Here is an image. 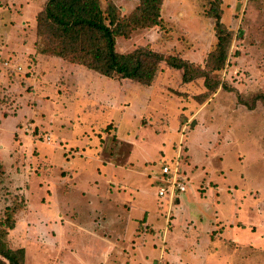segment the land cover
<instances>
[{
	"label": "rangeland",
	"instance_id": "374dc122",
	"mask_svg": "<svg viewBox=\"0 0 264 264\" xmlns=\"http://www.w3.org/2000/svg\"><path fill=\"white\" fill-rule=\"evenodd\" d=\"M109 1L123 16L135 3L100 0L102 6ZM44 2L0 0V231L6 229L1 241L23 248L24 264H109L116 253L92 230L102 216L122 211L97 208V221L95 189L116 191L110 198L117 202L128 187L133 215L166 210L155 195V177L159 162L181 142L184 174L189 180L193 171L201 176L198 191L213 184L212 177L218 185L213 198L206 196L214 206L209 216L228 241L223 245L214 236L209 242L219 258L214 264H264V0H221L220 19L231 38L216 71L206 66L216 44L210 0H163L157 25L116 37L120 53L145 47L187 60L194 73L204 71L209 86L216 84L213 89L203 76L184 83L182 70L164 61L143 85L38 53L35 13ZM11 115L14 123L3 119ZM189 185L181 194L191 197L195 187ZM64 206L67 213L59 209ZM8 207L18 209L11 229L2 224ZM150 225L143 229L145 242L154 239L149 252L144 249L149 256L159 241L165 243ZM118 226L112 229L122 230ZM185 254L188 261L189 250ZM149 256L143 262L136 253L129 263L148 264ZM153 264L171 263L164 258Z\"/></svg>",
	"mask_w": 264,
	"mask_h": 264
},
{
	"label": "trees",
	"instance_id": "16d2710c",
	"mask_svg": "<svg viewBox=\"0 0 264 264\" xmlns=\"http://www.w3.org/2000/svg\"><path fill=\"white\" fill-rule=\"evenodd\" d=\"M210 1V16L215 19L216 44L215 49L209 53L206 66L210 71H216L224 65L231 33L220 19L221 0ZM109 2L102 6L100 0H45L35 17L38 53L83 65L106 77L119 76L143 85L153 81L159 63L164 61L170 67L182 70L184 83L203 76L206 88L216 87V84L214 87L209 86L200 68L194 73L193 65L185 59L172 55L164 57L145 47L127 53L115 49L116 37L127 36L131 31L144 30L158 24L163 0H135L127 16L121 15V9L114 2ZM185 153L186 148L182 144L181 166L184 164L183 158L187 160ZM1 174H4V170L0 165ZM5 212L2 224L11 229L14 227L17 209L8 207ZM5 233L6 229L0 231L2 236ZM24 263V249L6 246L0 236V264Z\"/></svg>",
	"mask_w": 264,
	"mask_h": 264
},
{
	"label": "crops",
	"instance_id": "0c3cea01",
	"mask_svg": "<svg viewBox=\"0 0 264 264\" xmlns=\"http://www.w3.org/2000/svg\"><path fill=\"white\" fill-rule=\"evenodd\" d=\"M37 2L39 3V0H37ZM24 5L26 4L24 3ZM40 9L41 7H39L37 11H39ZM3 119L10 120L12 123L15 122L14 115L8 116ZM6 124L12 128L11 123L10 125L8 123ZM16 125L17 124H15V127L13 128L17 131L19 128L18 127L16 128ZM173 155H174V152L171 153L169 156H166L165 159H168L172 157ZM108 164H112V163H108ZM0 165L2 169L4 170L3 164L1 162H0ZM114 166L117 167L120 171H122V169L126 171V168L122 166H119V165H114ZM194 173L195 172L193 171V174ZM193 174H192L193 180L191 179V177L189 180L190 184L191 182L194 183L193 186L195 187L194 189H191L189 193V196L191 197L187 196L188 193L185 195L178 194L176 198H174L173 201H171L169 197H163V200L165 201V204H166V210L160 211V209H158L156 211V214L151 215V216H148L146 211H140L139 215L131 214V211L132 209H134V206L132 203L127 204L128 201H127L125 189L129 192L130 189L128 187L124 189V192H122L123 193L121 194L122 198L121 199L117 198L118 200L117 202H115L114 200H112V198H110V195H112V193L116 191L110 190L107 187H105L104 191H98L97 189H95V192H94L95 201L93 202H94V206H96V210H94V214L97 216L96 217L97 221L99 220V215H98L99 211L97 210V208H101L104 206L108 207L109 209H115L114 212H117L116 210L120 209V211L124 212V215H125L124 217L122 212H120V214L116 213L114 215L116 219L114 217L108 219L106 215L102 216V220L100 222H97L96 226L92 230L93 231L92 233L99 240L104 241L107 245H111L110 248L113 250V252L116 253L114 257H109L110 259H112L109 264H112L113 263L112 261L114 262L116 261V264L119 262L120 264H122V261L127 264H135L134 262L129 263V261L134 259V255L136 253L140 254L141 257H143V262H145L144 260L147 259V257L149 256V253H146L144 249H146V247L149 244H153L154 239L148 240L147 242H145L144 239L146 238V235H145V231L143 232V229H146V226H149L150 224H152L150 226L159 229L158 234L161 232L160 236L161 235L163 236V240L165 243H164V246H162L161 245L162 243H160L161 241H159L158 249H155V252L153 253L150 252L151 255L149 256L150 261H148V264H153V262L155 261L157 262L159 260L161 262L164 258H166L171 264H206V263L214 264V263H218L219 258H215L214 256H212V253H211L212 250L210 249L211 244L209 242H212V240L214 239V236L216 237L219 236L218 238L222 240V242L220 243L223 245H226L225 242H227L228 239H226L225 237L223 239L221 237L220 235L221 226L216 222V220H214L213 218L209 216L210 212H212L213 204H212V201L209 202L206 199V196L210 198H213L215 196L218 185L217 183H214L215 182L213 180L214 177H212V180L210 179V181H212L213 184H210L211 182L207 183V186L206 185L202 186L199 192L197 189L199 185L198 178H200L201 176L193 175ZM190 187H192V185L188 186L187 184L188 192H189ZM117 192H120V191L117 190ZM59 209L63 213H67V211H65L66 206H64L63 209L61 208ZM184 215H186V217H183ZM75 220L77 221L76 218ZM169 220H171L172 222L168 228L166 224H168ZM93 221H95V219ZM106 221L108 224H110L109 234H108V229H107V232H104L105 229L107 228L105 225ZM102 222H104V224ZM175 223L176 224L179 223L178 226L180 227V230L177 231L174 229ZM237 224L240 225L241 221L238 220ZM114 225H120L118 226V228H121L122 226V230L120 229L118 231V230L112 229ZM192 229L197 230V234L194 233ZM170 238L173 239L175 242L173 245L171 244V241L167 243V241ZM177 240L182 241V242L180 243V245L178 244L179 247H174ZM232 241L233 240L231 239V242ZM185 242L187 243V245H181L182 243H185ZM65 243H67L66 239H65ZM160 245L162 249L159 247ZM180 246H184V247L181 248ZM63 247H65L64 242H63ZM164 247L168 248L167 253H165L166 251L164 252ZM186 249L187 251L189 250L190 255H191L188 261H185L186 258L184 257L186 255L185 254ZM113 252L111 251V254H114ZM183 253H184V256H183ZM119 255L120 257L122 256L124 258L120 260ZM159 257H162L163 259H158ZM223 261H224L223 263H227V260L223 259Z\"/></svg>",
	"mask_w": 264,
	"mask_h": 264
},
{
	"label": "built area",
	"instance_id": "2783aa9c",
	"mask_svg": "<svg viewBox=\"0 0 264 264\" xmlns=\"http://www.w3.org/2000/svg\"><path fill=\"white\" fill-rule=\"evenodd\" d=\"M3 63L6 64V61ZM181 156L180 142L172 157L159 162V173L155 177L157 182L155 194L159 198L169 197L173 201L178 194L186 191L189 179L181 168Z\"/></svg>",
	"mask_w": 264,
	"mask_h": 264
},
{
	"label": "water",
	"instance_id": "95a60500",
	"mask_svg": "<svg viewBox=\"0 0 264 264\" xmlns=\"http://www.w3.org/2000/svg\"><path fill=\"white\" fill-rule=\"evenodd\" d=\"M194 123V121L192 122V124Z\"/></svg>",
	"mask_w": 264,
	"mask_h": 264
}]
</instances>
